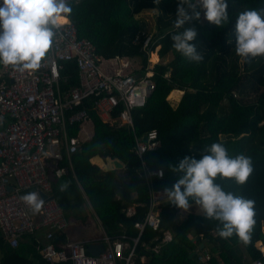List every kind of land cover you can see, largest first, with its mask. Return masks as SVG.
<instances>
[{
  "label": "trees",
  "instance_id": "16d2710c",
  "mask_svg": "<svg viewBox=\"0 0 264 264\" xmlns=\"http://www.w3.org/2000/svg\"><path fill=\"white\" fill-rule=\"evenodd\" d=\"M178 2L70 1L69 18L78 35L94 44L96 54L104 58L140 57L142 69L148 65V53L142 49L143 37L134 41L142 31L136 14L155 9V32L148 49L152 51L150 58L156 61L159 57L160 61L153 64L155 89L143 107L131 110L132 127L103 121L92 108V99L84 101L93 134L69 159L63 153L61 160L48 165L52 194L68 224H85L90 217L95 222L97 219L109 235L135 237L138 231L133 224L143 219L148 203L145 178L138 174L140 160L133 152L135 137L151 129L157 131L159 146L143 154L150 169L163 172L161 177H151L155 189L171 188L178 175L172 168L185 156L199 159L203 147L223 142L230 156L244 154L253 161V172L244 184L220 177L215 181L226 191L255 201L256 224L251 242L245 245L236 235L223 239L216 232L218 221L205 218L203 213L182 215L180 208L165 202L158 206V227L144 228L130 264H252L254 259L264 262V56L244 63L235 53L237 14L245 9L264 8V0H227L230 20L223 27L201 17L186 24L184 27L192 26L197 32L190 43L204 56L199 63L188 61L172 46V34L183 31L174 27ZM168 54L169 60L164 61ZM60 65L62 77H66L61 80V87L77 85L75 62L62 61ZM120 109L121 106L113 115ZM78 129L79 125L74 124L68 132L75 135ZM94 152L117 158L125 167L103 170L91 162ZM56 169L62 171L57 173ZM64 182L69 186L62 192L60 185ZM193 203L189 198V204ZM129 207L134 212L128 215ZM166 231L171 233V240L161 242ZM62 239L67 240L65 232ZM157 244L155 252L153 247ZM41 247L37 234L29 233L20 235L17 245L12 246L0 229V264H49L39 252ZM204 251L211 256L199 261L197 256Z\"/></svg>",
  "mask_w": 264,
  "mask_h": 264
},
{
  "label": "built area",
  "instance_id": "2783aa9c",
  "mask_svg": "<svg viewBox=\"0 0 264 264\" xmlns=\"http://www.w3.org/2000/svg\"><path fill=\"white\" fill-rule=\"evenodd\" d=\"M71 0H68V4ZM199 9V8H198ZM201 11V18L203 10ZM142 40V49L152 51V35L139 32L134 41ZM62 61H73L77 66L78 84L68 89L61 87ZM151 63V62H150ZM143 69L134 68V58L114 56L104 58L95 52L94 44L77 33V27L68 16L60 26L52 48L37 71H20L0 64V229L4 238L16 246L24 233L43 232L40 254L49 264H130L139 236L145 227L159 225L158 206L166 202L163 189L152 186V176L161 177L160 169L152 170L144 162L143 154L155 150L160 140L151 129L135 137L133 152L140 160L139 176L145 178L148 188L147 210L142 220L134 222L137 236L109 235L103 229L99 236L63 240L68 227L63 210L52 194L47 167L76 152L85 140L87 122H91L86 99L93 101L92 108L105 122L132 127L131 110L145 105L155 89L153 64ZM182 92V91H181ZM121 106L114 116L113 112ZM79 125L75 135L68 132ZM91 136H89L90 138ZM62 169H56L61 172ZM37 191L45 203L40 213H33L19 197ZM134 209L129 207L127 214ZM164 232L161 242L171 240ZM103 243L97 255L87 251L89 244ZM260 246V242L257 243ZM159 244L153 247L158 251ZM263 249V248H262ZM264 252V249H263ZM211 254L199 253L197 259L206 261ZM252 264H264L254 259ZM162 264H168L166 262Z\"/></svg>",
  "mask_w": 264,
  "mask_h": 264
},
{
  "label": "clouds",
  "instance_id": "9594fccd",
  "mask_svg": "<svg viewBox=\"0 0 264 264\" xmlns=\"http://www.w3.org/2000/svg\"><path fill=\"white\" fill-rule=\"evenodd\" d=\"M159 2L154 0L156 4ZM198 8L217 27L227 25L230 20L227 0H179L174 27L183 31L172 34V46L188 61L197 63L204 59L197 46L190 43L197 32L192 26H184L199 20ZM71 12L68 0H0V64L20 71L39 70L60 26L67 23ZM235 53L244 63L264 56V8L245 9L237 14ZM201 151L199 159L185 156L172 168L178 175L171 188L163 189L166 202L187 210L191 198L205 218L219 222L216 227L219 237L228 239L236 235L247 245L256 224L255 201L226 191L215 181L220 177L244 184L253 172L252 158L244 154L230 156L223 142H214ZM68 186L64 182L60 191H66ZM19 199L37 214L45 203L37 191L21 195Z\"/></svg>",
  "mask_w": 264,
  "mask_h": 264
},
{
  "label": "rangeland",
  "instance_id": "374dc122",
  "mask_svg": "<svg viewBox=\"0 0 264 264\" xmlns=\"http://www.w3.org/2000/svg\"><path fill=\"white\" fill-rule=\"evenodd\" d=\"M157 11L155 9H144L142 10L140 13L136 14V17L138 19L139 25L141 27L142 31H145L146 33H149L153 36L154 32H155V15H156ZM159 48V46L155 47V51H157V49ZM157 53V52H156ZM150 52L148 53V64H151L153 61L150 60ZM158 56V55H157ZM134 58V68H138L139 66H141V59L140 57H133ZM170 55L168 54L164 61L169 60ZM160 58L158 57L157 60L155 62H159ZM151 62V63H150ZM181 95V94H180ZM180 95L178 96V98L180 97ZM169 97V96H168ZM177 98V99H178ZM171 99V98H168ZM172 101H175L174 98L171 99ZM222 138H224V136H221ZM80 147V146H79ZM95 162H97L98 164H106V168H111V166H116L118 164H123L119 159L114 158V157H104L98 153H93V155L90 157V160H92ZM88 202V201H87ZM197 206H192L189 207L187 210L181 209L180 208V213L182 215H186L189 212H195V213H201L202 211L199 209V212H196ZM90 220L93 222L92 224V228L88 229L86 225L82 224V222H72V226L76 227V230H80V232H82L83 234H86L88 232H99L100 228L99 226L96 224L95 220H92L90 217L88 218V222H90ZM77 225V226H76ZM88 229V230H87ZM77 234H80L79 232H77Z\"/></svg>",
  "mask_w": 264,
  "mask_h": 264
},
{
  "label": "crops",
  "instance_id": "0c3cea01",
  "mask_svg": "<svg viewBox=\"0 0 264 264\" xmlns=\"http://www.w3.org/2000/svg\"><path fill=\"white\" fill-rule=\"evenodd\" d=\"M157 54V53H156ZM175 90V89H174ZM173 91V90H172ZM171 91V92H172ZM84 129L86 130V133H84V134H86V136L84 137V139L85 140H87V139H89V136H91L92 134H93V125H92V122H87L86 124H85V127H84ZM91 162H93L94 163V161H93V159L91 160ZM95 164L97 165V166H99L101 169H103V170H106V169H123L124 167H125V164H118V165H116V166H111V168H106V164H98L97 162H95ZM190 205V207H192V206H197V210H196V212H199V206L196 204V203H193V204H189ZM195 213V212H194ZM202 213V212H201ZM200 212H199V214H201ZM83 224V223H82ZM92 224H93V222L90 220V222H88V220H87V222L84 224V225H86V226H88L87 228L88 229H91L92 228ZM96 224L99 226V228H100V231L99 232H93V231H91V232H88V233H86V234H83L82 232H80V230H76V227L75 226H72V222L71 223H69L68 224V227H67V229H66V231H65V234H66V237H67V240H69V239H80V238H84V237H91V236H99L100 234H101V230H102V227L100 226V224H99V221L96 219ZM77 226V225H76ZM87 229V230H88ZM77 232H79L80 234H77ZM37 236L39 237V239L42 241V236H43V232L42 231H39L38 233H37ZM1 255V254H0Z\"/></svg>",
  "mask_w": 264,
  "mask_h": 264
},
{
  "label": "water",
  "instance_id": "95a60500",
  "mask_svg": "<svg viewBox=\"0 0 264 264\" xmlns=\"http://www.w3.org/2000/svg\"><path fill=\"white\" fill-rule=\"evenodd\" d=\"M201 246L202 243L200 244V247ZM103 247H104L103 243L100 242L98 244H89L86 249L90 254L97 255L99 252L103 250Z\"/></svg>",
  "mask_w": 264,
  "mask_h": 264
},
{
  "label": "bare ground",
  "instance_id": "6f19581e",
  "mask_svg": "<svg viewBox=\"0 0 264 264\" xmlns=\"http://www.w3.org/2000/svg\"><path fill=\"white\" fill-rule=\"evenodd\" d=\"M150 60L153 61V62H155V59L150 58ZM263 249H264V248H263ZM263 249H262V250H263Z\"/></svg>",
  "mask_w": 264,
  "mask_h": 264
}]
</instances>
